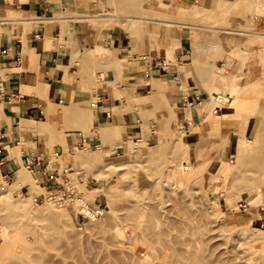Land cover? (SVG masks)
Returning a JSON list of instances; mask_svg holds the SVG:
<instances>
[{
  "label": "rangeland",
  "instance_id": "rangeland-1",
  "mask_svg": "<svg viewBox=\"0 0 264 264\" xmlns=\"http://www.w3.org/2000/svg\"><path fill=\"white\" fill-rule=\"evenodd\" d=\"M62 4L65 17L78 21V37L94 34L96 41L98 30L104 38L120 29L134 53L146 46L166 58L165 66L185 47V61L176 63L180 76L191 75L206 92L198 104L206 106L209 97L220 103L201 130L202 110H179L157 86L137 100L115 80L107 88L116 92L109 96L115 114L129 116L139 135L127 137L111 121L94 129L95 76L107 71L117 79L133 70L98 47H81L74 55L80 80L71 98L49 107L44 125L56 156L48 169L57 171L58 184L41 189L27 172L13 184L0 178V264H169L179 251L198 264H264V228L250 209L264 192V0ZM4 17L2 31L13 19ZM136 58L147 61L142 52ZM232 73L229 92L215 76L226 80ZM161 83L163 92H173V81ZM107 127L118 135L103 138ZM256 129L254 148L242 147L241 138L252 139ZM237 152L246 158L240 166ZM22 184L32 193L21 192ZM241 202L247 211L236 210ZM129 207L141 216L138 230L123 222ZM167 209L169 222H157L153 212ZM149 220L165 230L161 242L146 232Z\"/></svg>",
  "mask_w": 264,
  "mask_h": 264
},
{
  "label": "crops",
  "instance_id": "crops-1",
  "mask_svg": "<svg viewBox=\"0 0 264 264\" xmlns=\"http://www.w3.org/2000/svg\"><path fill=\"white\" fill-rule=\"evenodd\" d=\"M9 13L17 18L2 23L0 36V178L12 184L19 177L26 178L25 172L41 189L58 184L59 174L48 169L54 148L48 144L44 125L49 107L71 98L70 89L80 80L74 55L81 47H98L133 70L117 79L107 71L101 79L95 76L97 101L91 116L94 129L111 121L117 128H124L127 137L139 135L129 116L115 114L118 106L112 103L107 89L108 83L115 80L123 95H136L137 100V95L157 86L158 94H168L179 110L206 100V92L196 86L191 75L179 74L176 63L185 61V47L174 53L173 62L165 66L166 58L163 60L159 52L147 50L146 46L134 53L126 33L120 29L105 33L104 38H100L98 30L96 41L94 34L91 38L90 34L78 37L74 26L78 21L65 17L62 0H0V16ZM141 52L147 61L140 63L136 56ZM161 79L173 81L172 93L163 92ZM20 190L31 194L32 186L22 184ZM250 209L257 217L253 222L264 228V192L261 203Z\"/></svg>",
  "mask_w": 264,
  "mask_h": 264
},
{
  "label": "bare ground",
  "instance_id": "bare-ground-1",
  "mask_svg": "<svg viewBox=\"0 0 264 264\" xmlns=\"http://www.w3.org/2000/svg\"><path fill=\"white\" fill-rule=\"evenodd\" d=\"M12 4V3H11ZM6 17H10V18H13V19H16V16H15V14L14 13H9V15L8 16H6ZM112 18H114L115 19V17H112ZM111 18V19H112ZM118 18V17H117ZM116 18V19H117ZM119 19V18H118ZM12 20V19H11ZM23 21V20H22ZM32 21V20H31ZM27 22H29V21H27ZM161 22V21H160ZM131 28H133V27H131ZM0 31H2V29L0 28ZM115 62H112V61H109V63H108V65L107 66H111V65H113ZM186 66V65H185ZM187 66H189V65H187ZM191 66V65H190ZM106 67V66H105ZM191 68H192V66H191ZM215 73H218V72H215ZM241 74V73H240ZM236 75V74H235ZM233 73L232 74H229L228 75V77H227V79L226 80H223V79H221L220 77H218V76H215L218 80H219V82H221L224 86H225V89H226V91H229V92H232V90H231V82H232V79H236V78H234V76H235ZM237 77V76H236ZM239 78H240V76H239ZM215 80V79H214ZM213 82V81H212ZM216 82H214V84H215ZM112 84V83H111ZM112 91H114V90H112ZM112 91H108V93H109V95L110 96H112L113 94H116V92L115 93H113ZM152 92H154L153 94H155L156 92H157V88H156V86H153V88H152ZM227 95H229V94H227ZM216 100H217V98H216ZM216 100H212L210 97H209V99L206 101L207 103H206V106H204L203 107V105H200V104H198V103H196V104H191V105H189V107H195L197 110H202L203 111V118H204V120H200L199 121V124H198V126H199V128L201 129V130H204V126H203V124L206 122V120L208 119V117L210 118L211 116H212V114L215 112V110L217 109V105L220 103L219 102V100L218 101H216ZM190 111V110H189ZM192 114V111H190V115ZM263 123V126H264V121L262 122ZM262 123L260 124V126L262 125ZM27 124H29V123H27ZM47 124H48V122H47ZM46 124V125H47ZM262 128V127H261ZM119 129V128H118ZM106 131H104V133H103V138H107V139H109V138H115L118 134L116 133V131L115 130H117V129H113L112 127H107L106 129H105ZM94 132L92 131V134H93ZM257 136H258V131H257V129H256V133H255V135L253 136V138L252 139H243V138H241V137H239V138H241L242 139V142L240 143L241 145H243L242 147H244V148H246V147H253L254 148V144H255V142H256V140H257ZM241 147V148H242ZM245 151V150H244ZM51 157V156H50ZM52 159H55L56 158V156L54 155V156H52L51 157ZM49 159V158H48ZM245 160H246V158L245 157H243V153H236V161H237V164L240 166L243 162H245ZM2 187V186H1ZM0 187V188H1ZM1 196V195H0ZM159 206V205H158ZM162 207V206H161ZM126 210V214H125V216L123 217V222L124 223H126V224H134L135 225V227H136V229H137V227L139 228L140 227V222H138V218L137 217H140L141 218V216L139 215V212L136 214V217H133V215H132V213H133V210H137V209H133L132 207H129V208H126L125 209ZM138 211V210H137ZM168 209H167V211H163V212H161V213H157L156 211H154L153 212V217H154V219L157 221V222H159V223H164V225L165 224H167L168 222H169V218H168V215H170V214H168ZM183 216V215H182ZM154 223L155 222H153V221H148V227L146 228V232L148 233V235H150L154 240H156L157 242H161L162 241V238H163V236H164V234H165V230H159V231H156V228H154ZM181 224V223H180ZM138 230V229H137ZM166 234H168V232L166 233ZM168 237V236H167ZM1 238H3V235H2V237ZM7 239H9V238H7ZM168 239H169V237H168ZM10 242V241H9ZM168 243H170V241L168 242ZM174 244V243H173ZM177 244V243H176ZM176 249V248H175ZM166 253L167 254H170L169 253V251H170V248L169 247H167L166 249ZM19 252V251H18ZM17 252V253H18ZM20 253V252H19ZM176 253V252H175ZM178 254L175 256H171L170 258V262H169V264H198V259H194V261H192V262H189V261H187V259L185 260L184 259V255L182 254V252H177ZM14 255H16V254H14ZM1 257V256H0ZM186 258V257H185ZM2 260H5V259H2ZM6 264H7V262H5ZM4 263V264H5Z\"/></svg>",
  "mask_w": 264,
  "mask_h": 264
},
{
  "label": "built area",
  "instance_id": "built-area-1",
  "mask_svg": "<svg viewBox=\"0 0 264 264\" xmlns=\"http://www.w3.org/2000/svg\"><path fill=\"white\" fill-rule=\"evenodd\" d=\"M246 208V204L241 202L237 205L236 210L240 211V212H244Z\"/></svg>",
  "mask_w": 264,
  "mask_h": 264
}]
</instances>
